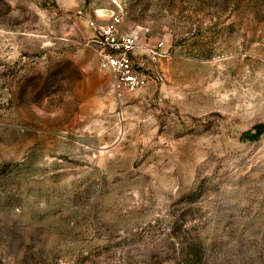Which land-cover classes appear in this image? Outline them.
Masks as SVG:
<instances>
[{
	"label": "rangeland",
	"instance_id": "374dc122",
	"mask_svg": "<svg viewBox=\"0 0 264 264\" xmlns=\"http://www.w3.org/2000/svg\"><path fill=\"white\" fill-rule=\"evenodd\" d=\"M0 264H264V0H0Z\"/></svg>",
	"mask_w": 264,
	"mask_h": 264
},
{
	"label": "built area",
	"instance_id": "2783aa9c",
	"mask_svg": "<svg viewBox=\"0 0 264 264\" xmlns=\"http://www.w3.org/2000/svg\"><path fill=\"white\" fill-rule=\"evenodd\" d=\"M88 23L95 32L99 64L111 72L114 88L119 94L135 92L154 77L153 65L162 54V44L156 48L147 47V57L141 56L137 38L124 29L122 15H116L104 24L88 18Z\"/></svg>",
	"mask_w": 264,
	"mask_h": 264
},
{
	"label": "trees",
	"instance_id": "16d2710c",
	"mask_svg": "<svg viewBox=\"0 0 264 264\" xmlns=\"http://www.w3.org/2000/svg\"><path fill=\"white\" fill-rule=\"evenodd\" d=\"M261 132L262 131H259V132H256V133H252L250 136H251V138H258L260 136Z\"/></svg>",
	"mask_w": 264,
	"mask_h": 264
}]
</instances>
